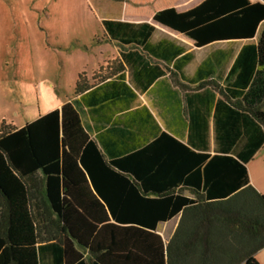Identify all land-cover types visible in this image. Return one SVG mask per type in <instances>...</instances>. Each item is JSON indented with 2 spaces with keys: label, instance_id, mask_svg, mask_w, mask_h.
<instances>
[{
  "label": "trees",
  "instance_id": "16d2710c",
  "mask_svg": "<svg viewBox=\"0 0 264 264\" xmlns=\"http://www.w3.org/2000/svg\"><path fill=\"white\" fill-rule=\"evenodd\" d=\"M153 20L196 46L250 39L264 21V0H203L186 11L158 10ZM121 24L103 20L111 33ZM252 48L263 75L244 102L247 107L252 98V115L264 126V26ZM107 77L101 68L91 78L80 72L73 95ZM169 138L174 158L154 153L145 161L134 153L106 161L70 102L0 130V264H45L49 252L53 264H259L264 194L250 184L246 163L264 133L240 159L195 153ZM198 160H208L202 195L190 199L175 193L178 184L167 187ZM217 169L221 180L215 179ZM38 171L43 184L35 180ZM157 175L171 177L165 190L153 180ZM177 215L165 243L156 227Z\"/></svg>",
  "mask_w": 264,
  "mask_h": 264
},
{
  "label": "crops",
  "instance_id": "0c3cea01",
  "mask_svg": "<svg viewBox=\"0 0 264 264\" xmlns=\"http://www.w3.org/2000/svg\"><path fill=\"white\" fill-rule=\"evenodd\" d=\"M202 1L181 0L152 10L144 9L143 15L124 14L102 19V23L103 20L122 23L119 32L107 31L103 36L113 42L116 53L107 55L102 65L98 63V67L86 73L91 78L101 68L109 77L99 82L90 81L89 89L64 102L76 108L84 130L106 161L134 153H139L145 161L153 158L154 153H161V158H174L175 142L169 137L195 153L227 154L240 159L249 151L252 140L264 133V126L252 115L256 108L251 104L252 98H248L247 107L244 102L247 90L255 87L263 75L252 45L257 43L264 21L250 39L220 40L196 46L185 34L153 20L158 10L173 7L186 11ZM263 147L264 142L246 163L249 182L257 190L250 163ZM207 162L190 163L183 179L167 187L178 184L175 193L190 199L202 195ZM216 174L217 180L224 175L219 169ZM40 177L38 171L35 180L43 184ZM170 179L169 175L153 177L164 190ZM73 197L77 198L78 194L73 192ZM178 220L179 215L158 223L156 231L165 243ZM159 227L168 230L167 239L158 231ZM45 264H53L51 252L47 253Z\"/></svg>",
  "mask_w": 264,
  "mask_h": 264
},
{
  "label": "rangeland",
  "instance_id": "374dc122",
  "mask_svg": "<svg viewBox=\"0 0 264 264\" xmlns=\"http://www.w3.org/2000/svg\"><path fill=\"white\" fill-rule=\"evenodd\" d=\"M176 1L181 0H0V130L69 101L78 73H90L116 53L103 38L102 19L143 15L144 9ZM250 170L264 194V147ZM158 231L167 239L165 227ZM255 257L264 264V247Z\"/></svg>",
  "mask_w": 264,
  "mask_h": 264
}]
</instances>
